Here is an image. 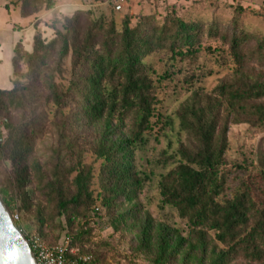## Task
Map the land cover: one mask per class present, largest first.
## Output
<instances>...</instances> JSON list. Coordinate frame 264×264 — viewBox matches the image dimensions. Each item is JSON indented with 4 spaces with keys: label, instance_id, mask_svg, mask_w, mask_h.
Segmentation results:
<instances>
[{
    "label": "trees",
    "instance_id": "trees-1",
    "mask_svg": "<svg viewBox=\"0 0 264 264\" xmlns=\"http://www.w3.org/2000/svg\"><path fill=\"white\" fill-rule=\"evenodd\" d=\"M54 1L18 0L17 5L21 17H30L37 13L39 4L49 10ZM243 11L241 6L234 9L232 33L221 32L228 47L216 54L219 59L231 62L236 78L232 83L216 87L215 97H195L183 109L180 131L197 148L181 147L177 166L159 181L161 203L186 221L191 232L187 237L177 229L155 226L148 214L141 217L140 206L135 201L144 178L135 166L134 155L146 145L148 133L160 121L156 110L157 86L151 78L154 72L145 58L166 48L174 57L197 55L205 24L169 17L160 26L132 27L126 18L118 34L112 21L97 20L83 29L82 13L77 12L66 19L64 31H56L49 42L35 31L30 52L21 41L14 45L12 77L24 63L29 81L21 84L12 80L10 89H0V115L6 130L4 137L0 135V163L3 160L10 166L0 183V201L23 235L21 216L31 214L38 235L46 239L51 228L56 230L53 213L64 219L65 226H58L60 234L64 233L48 244L58 245L68 240L78 255L91 256L78 247L85 232L79 230L73 234V230L76 221L95 214L98 202L107 211L116 213L111 223L115 231L129 219L140 221L141 244L153 245L156 264L176 261L181 255L184 263L193 260L195 264H230L241 259L264 264V172L241 178L237 175L231 181V172L224 168L229 124L264 125V72L258 74V79L242 73L251 62L264 67V36L239 25ZM208 32V37L214 39L220 35L213 24ZM69 54L70 80L61 90L48 67L56 58L55 69L61 73L62 60ZM167 77L164 74L158 80ZM39 89L45 95H40ZM41 96L44 105L52 109L47 120L61 130L60 148L66 149L70 158H75L77 130L100 127L94 148L95 159L101 161L100 191L96 197L90 190L93 170L82 163L80 156L71 168H66L59 149L57 162L46 169V174L40 170L35 142L44 128L34 110L40 107ZM12 112L22 114L20 124L11 120ZM27 115L32 119L26 120ZM221 122L224 127L219 133ZM232 167L236 169L233 173L243 172L241 166ZM74 171L77 174L70 180ZM124 204L132 208L123 211ZM209 233L214 235L212 246L211 240H207Z\"/></svg>",
    "mask_w": 264,
    "mask_h": 264
},
{
    "label": "rangeland",
    "instance_id": "rangeland-1",
    "mask_svg": "<svg viewBox=\"0 0 264 264\" xmlns=\"http://www.w3.org/2000/svg\"><path fill=\"white\" fill-rule=\"evenodd\" d=\"M116 0H55L54 6L46 10L44 4L37 6V13L30 17H21L18 0H0V89H10L12 80L21 84L29 81L27 66L22 63L18 74L12 77L11 58L14 45L21 41L25 50H32L33 35L35 31L41 34L45 42L55 37L56 31H64L66 19H71L77 12H81V26L86 29L90 23L102 20L105 23H114L116 32H121L122 23L127 18L132 27L162 25L169 17L180 18L185 22H203L204 34L200 39V51L197 55L185 57L173 56L166 49L157 50L145 58L153 68L151 78L157 86L159 103L156 110L160 115V121L154 125L152 133L147 135V143L135 151V166L144 178L143 187L135 204L140 206L141 217L148 214L155 226L165 225L171 229H177L183 237L191 234L185 220L178 217L176 211L168 206H163L159 193V181L162 175L177 166L179 162L178 150L181 147L195 150L196 143L180 131L183 109L191 104L193 99L206 95L215 97L214 90L223 83H232L236 78L234 67L227 59H219L216 55L220 50H226L221 32L232 33L231 27L234 9L238 6L245 9L239 17V25L244 26L249 32L258 31L264 36V0H128L121 11L115 10ZM252 10V11H251ZM258 11V15L251 12ZM212 24L218 27L220 35L216 39L208 37ZM103 31L98 36V42L103 38ZM254 45V43H252ZM55 61H51L48 70L51 71L54 81L59 89L64 90L70 80L71 55L62 60V72L55 69ZM54 70V71H52ZM264 72V67L257 62L246 65L242 73L258 79V74ZM168 77L158 80L160 76ZM40 95H45L39 89ZM41 96L40 107L34 110V115L43 124V132L35 142L36 159L39 168L47 173L53 163L57 162V152L60 148L61 130L53 126L47 120L52 114V109L47 108ZM11 120L14 124L21 123L22 114L12 112ZM32 119L31 115L26 120ZM155 122V119H152ZM4 119L0 115V135L5 136L6 130L2 126ZM220 123L218 132L224 127ZM100 127L90 129L79 128L78 138L75 142V158L80 156L83 164L93 170V179L90 182V190L93 195L100 191L98 171L100 160L95 159L94 148L96 146ZM227 143L224 152V168L229 170L230 180L237 175L245 177L249 174L256 175L264 172V125L251 123H230L226 133ZM61 157L66 168H71L75 158H70L66 149H61ZM170 157H172L170 159ZM232 166H241L243 172L236 171ZM5 169H10L8 163L3 160L0 163V183L4 178ZM77 174L74 171L70 180ZM95 214H88L85 219L75 223V230H82L85 236H81L82 243L79 248L87 254L98 259L99 264H156V250L153 245L141 244L140 221L128 220L118 230L111 226L116 213L107 211L97 202ZM132 208L124 204L123 211ZM15 214V213H14ZM53 226L50 235L43 239L36 230L35 219L31 214H25L20 219V225L27 237H39L46 244L53 243L61 236L58 226H65L64 219L51 213ZM48 233V231H47ZM213 233H209L207 240L212 242ZM209 249H211L208 246ZM166 264H195L184 263L182 255L178 259L168 261ZM230 264H252L241 259Z\"/></svg>",
    "mask_w": 264,
    "mask_h": 264
},
{
    "label": "water",
    "instance_id": "water-1",
    "mask_svg": "<svg viewBox=\"0 0 264 264\" xmlns=\"http://www.w3.org/2000/svg\"><path fill=\"white\" fill-rule=\"evenodd\" d=\"M0 264H36L28 242L0 201Z\"/></svg>",
    "mask_w": 264,
    "mask_h": 264
},
{
    "label": "built area",
    "instance_id": "built-area-1",
    "mask_svg": "<svg viewBox=\"0 0 264 264\" xmlns=\"http://www.w3.org/2000/svg\"><path fill=\"white\" fill-rule=\"evenodd\" d=\"M128 0H116L115 10L121 11ZM14 219H17L15 216ZM27 242L36 264H99L88 255H78L77 249L68 240L58 245H49L39 237H27Z\"/></svg>",
    "mask_w": 264,
    "mask_h": 264
}]
</instances>
